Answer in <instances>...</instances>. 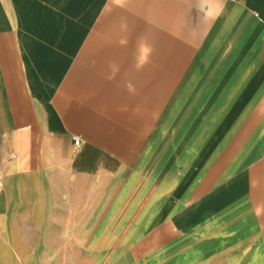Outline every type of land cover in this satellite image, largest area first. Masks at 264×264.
Here are the masks:
<instances>
[{
	"label": "crops",
	"instance_id": "1",
	"mask_svg": "<svg viewBox=\"0 0 264 264\" xmlns=\"http://www.w3.org/2000/svg\"><path fill=\"white\" fill-rule=\"evenodd\" d=\"M0 264H264V0H0Z\"/></svg>",
	"mask_w": 264,
	"mask_h": 264
},
{
	"label": "clouds",
	"instance_id": "2",
	"mask_svg": "<svg viewBox=\"0 0 264 264\" xmlns=\"http://www.w3.org/2000/svg\"><path fill=\"white\" fill-rule=\"evenodd\" d=\"M122 44H126V41H121ZM152 54V47L145 41L141 42L137 47L136 67L137 69L142 68L145 64L149 62V59ZM260 211V208H257V212Z\"/></svg>",
	"mask_w": 264,
	"mask_h": 264
},
{
	"label": "built area",
	"instance_id": "3",
	"mask_svg": "<svg viewBox=\"0 0 264 264\" xmlns=\"http://www.w3.org/2000/svg\"><path fill=\"white\" fill-rule=\"evenodd\" d=\"M82 145V139L79 137H74V147L75 149H79Z\"/></svg>",
	"mask_w": 264,
	"mask_h": 264
}]
</instances>
